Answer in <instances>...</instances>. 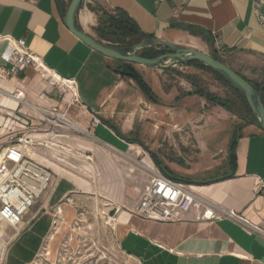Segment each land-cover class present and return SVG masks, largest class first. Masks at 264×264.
<instances>
[{"label": "crops", "instance_id": "crops-1", "mask_svg": "<svg viewBox=\"0 0 264 264\" xmlns=\"http://www.w3.org/2000/svg\"><path fill=\"white\" fill-rule=\"evenodd\" d=\"M95 1L109 8L125 10L145 34L178 45L196 43L195 48L202 51L212 48L224 58L226 64L249 80L264 82V29L256 17V10L264 14V0H84L78 15V25L93 36L98 15L90 10L89 5ZM69 2L0 0V60L2 54L9 51V43L12 44L5 36L12 40L23 38L29 49L48 68L47 72L33 67L11 71L10 65H7L6 72L0 73V125L6 124L7 119L19 124L29 119L32 125H41L46 129L50 121L43 120L44 111L57 109L82 129H91L102 142L121 151L130 150L131 146L139 144L129 143L114 129L125 135H135L123 132L113 122V112L109 111L111 117L105 115L106 108L114 107L116 110L118 101L115 102V98L119 93H127V86L131 84L143 92L134 80L121 76L117 70L118 60L92 49L70 31L64 22ZM218 46L221 48L218 49ZM241 69L253 73L256 78L247 76ZM145 70L144 77L147 81L150 79L148 82L155 93H178L176 96L193 89L190 82L176 74L177 70L197 74L201 72L199 69L184 71L179 65L166 70L156 71L149 67ZM168 74H172L174 80L168 79ZM156 80L159 91L154 85ZM68 81H73V90L67 88ZM215 82L220 83L217 80ZM219 85L209 84L212 91L231 93L228 87ZM19 92L23 93L21 99L14 96V93ZM74 93L80 99L78 104L71 103ZM194 97L207 101L200 96H188L176 106L169 107H179L184 99ZM14 116L15 120L12 118ZM94 118L99 119L95 126L92 125ZM64 128L55 127L53 134L43 135L42 138L46 140L44 149L50 151L56 140L61 142L69 137L62 132ZM231 136L227 140V158L223 161V173L229 175L214 182H207L215 179L210 178L191 186L200 195L211 199L218 208L235 210L264 228V191L258 192L254 188L260 180L264 182V130L255 122L244 124L242 136L237 138L234 147V172L229 159L233 153ZM35 157L43 160L41 154ZM151 160L155 162L153 158ZM164 165L168 166L166 163ZM61 179L55 183L48 209L37 211L26 220L24 217L25 228L11 243L22 234L27 238H42L40 248L31 262L37 257L55 224L51 209L60 206L61 214L68 211L62 202L75 191L74 186L79 185L77 181H69L74 186L51 205ZM133 208L116 212L113 231L122 251L136 264H264V233L252 231L242 223L229 218L201 221L197 219V210L191 211L185 220L179 222H157L132 213ZM21 225H24V221Z\"/></svg>", "mask_w": 264, "mask_h": 264}, {"label": "rangeland", "instance_id": "rangeland-1", "mask_svg": "<svg viewBox=\"0 0 264 264\" xmlns=\"http://www.w3.org/2000/svg\"><path fill=\"white\" fill-rule=\"evenodd\" d=\"M93 34L98 37L96 31ZM189 44L182 46L197 47L196 43ZM141 51L138 50V53ZM206 52L216 53L212 48ZM181 65L179 66L184 71L198 69L191 65H186L189 68ZM136 66L146 76L144 71L148 67L139 64ZM200 71L208 84L220 86L221 83L215 82L212 73ZM241 71L256 78L246 69ZM163 76L165 77V73ZM167 78L174 80L172 74H168ZM154 85L159 91L157 80ZM127 91L119 93L115 98V102L118 101L117 109L107 107L105 115L109 117V111L113 112V122L123 132H132L140 138L171 168L173 177L185 182H204L224 175L223 161L227 158V140L236 128V122L241 121L237 115L197 97L186 98L179 107L171 108L147 101L134 84L127 86ZM157 94L171 101L178 93ZM219 94L233 98L231 93ZM72 99L71 103H74ZM234 100L235 109L238 110L242 102L240 99ZM12 118L15 120V116ZM33 126L31 129L36 128V133H45L43 126ZM73 128L65 127L62 132L69 137L61 142L56 140L50 151L44 149L46 140L42 137H36L42 139V144L30 146L32 157L52 171L53 182L25 215V220L37 211L48 209L49 198L60 177L64 180L57 187L56 198L67 186L65 179L77 181L80 185H73L75 191L62 202L68 207V211L61 214L58 206L51 209L55 215V224L37 257L30 264H136L117 243L113 219L119 209L133 208L139 202L150 178L147 167L158 165L140 145L121 151L102 142L91 129L79 131ZM24 132L17 121L7 119L6 124L0 125V153L23 136ZM36 154H41L43 160L36 158ZM25 220L21 231L25 228ZM16 235L12 226H0V264H20L22 255L30 252L24 243V236L11 245ZM36 247L37 243L33 245V249Z\"/></svg>", "mask_w": 264, "mask_h": 264}, {"label": "built area", "instance_id": "built-area-1", "mask_svg": "<svg viewBox=\"0 0 264 264\" xmlns=\"http://www.w3.org/2000/svg\"><path fill=\"white\" fill-rule=\"evenodd\" d=\"M256 17L259 25L264 29V14L256 10ZM4 38L12 44L9 43L7 48L9 51L2 54L0 73L6 72L7 65H10L11 71L33 67L47 72V66L29 49L25 39L12 40L8 36ZM220 48L218 46V49ZM72 84L73 81H68L67 88L73 90ZM14 96L21 99L23 93H14ZM72 100L76 104L80 103L76 93ZM47 119L50 121L49 127L45 129L47 135L53 134L55 127H70L74 124L65 113L57 109L44 111L43 120ZM98 123L99 119L94 118L92 125ZM21 125L25 131L23 136L16 142L10 143L0 153V226L4 224L12 226L17 235L21 232L25 215L53 182L52 171L36 161L30 153V146L42 144V139L33 137L37 132L36 128L31 129L33 125L29 119ZM75 130L87 131L79 126ZM148 169L150 171L148 183L141 199L131 210L139 217L173 223L185 220L188 213L197 210L198 220L207 222L229 218L242 223L252 231L264 233L261 225L250 222L235 210L218 208L211 199L200 195L189 183L167 174L160 167L153 166ZM254 188L258 192L264 191V182L260 180Z\"/></svg>", "mask_w": 264, "mask_h": 264}, {"label": "trees", "instance_id": "trees-1", "mask_svg": "<svg viewBox=\"0 0 264 264\" xmlns=\"http://www.w3.org/2000/svg\"><path fill=\"white\" fill-rule=\"evenodd\" d=\"M89 8L91 11L95 12L98 15V25L95 27V31L98 35L97 38L101 41H104L108 44L115 45V46H129V45L138 43L144 39L154 37V35H148V34L143 33L140 27L138 26V24L136 23V21L125 10L121 8H109L100 1H95L93 4H90ZM141 50L142 51L140 52V55L145 56V57H156V56L165 54L167 52H170L168 47H165L162 45L147 46ZM211 54L215 58L223 61V59L218 53H211ZM118 62H119V65L117 67V70L121 74V76L124 78H129V79L134 80L139 86V88L142 90L145 97L154 104L174 107L177 104H179V102L185 97L200 96V97L205 98L209 103L222 106L226 108L227 110L231 111L232 113H234L235 115H237L242 121L237 124L231 136V152L233 153H234V147H235L237 138L242 136V130H243L244 124L255 122L259 125V122L257 118L255 117V115L253 114V111L246 97L241 93V91L237 87H235L232 84V82H230L221 73L214 70L212 67L206 65L203 62L192 60L185 64L191 65L200 70L208 71L212 73L214 75L215 80H217L218 82H220L221 84H223L224 86L228 87L231 90V94L234 99L236 98V99L241 100L242 103L240 104V107L238 110L235 109L236 102L233 98L223 96L215 91H212L205 77H203L200 74L186 73V72L177 70L176 74L184 78L188 82H190L193 85V89L191 91L180 93L178 96L175 97L173 101H166L163 98H161L157 93H155L152 86L149 84V82L146 80L142 72L136 66L137 64L126 62V61H121V60H118ZM242 76L245 77L247 80H249L246 76L244 75ZM249 81L261 93V97L264 102V82L258 83V82H253L251 80ZM114 130L120 137H122L129 143H137L141 145L146 151L150 153V155L155 160L158 167H160L167 174L173 176L170 172L169 167L164 165L163 161L156 155V153L151 151L149 147L145 145V143L141 139H139L137 136L125 135L118 129H114ZM228 175L229 174L227 173L223 175L221 178L217 177L207 182H214L218 180V178L223 179V178H226ZM63 180L64 178L60 180L57 187L60 185V183ZM64 182H66L67 186L64 188V190L62 191L61 195L58 198H56V190H57V187H56L54 195L50 202L51 205L58 202L59 198L62 196V194L66 192V190L73 187V185L67 179H65ZM23 236L25 240L24 243L26 244L28 251H30L31 253L30 252L24 253L22 257L20 258V264L31 262L33 255L40 248V244L42 241V238H35V237L27 238L25 234H22L20 237H23ZM36 243H37V247L33 249V245ZM26 259L28 260L26 261Z\"/></svg>", "mask_w": 264, "mask_h": 264}, {"label": "water", "instance_id": "water-1", "mask_svg": "<svg viewBox=\"0 0 264 264\" xmlns=\"http://www.w3.org/2000/svg\"><path fill=\"white\" fill-rule=\"evenodd\" d=\"M83 1L84 0H70L64 15V22L70 31L86 45L107 57L144 65L153 69H171L192 60L203 62L221 73L241 91V93L246 97L253 114L259 122V125L264 130V102L262 100L261 93L249 80L239 74L224 61L215 58L209 52L178 45L158 37L144 39L129 46H115L108 44L79 27L78 15L83 5ZM152 45H162L168 47L170 52L156 57H145L138 53V50ZM230 161L233 164L234 172L236 170V157L234 153L230 154ZM187 183L190 185L198 184L197 182L191 181Z\"/></svg>", "mask_w": 264, "mask_h": 264}, {"label": "bare ground", "instance_id": "bare-ground-1", "mask_svg": "<svg viewBox=\"0 0 264 264\" xmlns=\"http://www.w3.org/2000/svg\"><path fill=\"white\" fill-rule=\"evenodd\" d=\"M169 61V60H168ZM9 95V94H8ZM34 107V106H33ZM34 108H37V107H34ZM70 127H74V128H77L78 127V125H76V124H71L70 125ZM35 135V137H43V135H45V133H35L34 134ZM30 151H31V149H30ZM33 152V151H32ZM31 152V153H32ZM32 155V154H31ZM34 155V154H33ZM147 168H150V167H147ZM60 207V206H59ZM59 210H60V208H59ZM59 215V214H58ZM58 230V229H57ZM54 232V231H53ZM3 233V232H2ZM53 236H54V234L50 237V240H52V238H53ZM49 237V236H48ZM48 254V253H47ZM2 260V259H1Z\"/></svg>", "mask_w": 264, "mask_h": 264}]
</instances>
